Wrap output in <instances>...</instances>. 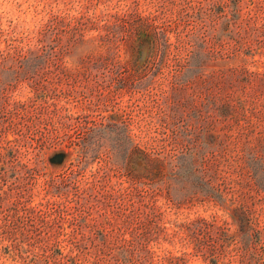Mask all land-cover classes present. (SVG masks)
<instances>
[{
	"label": "rangeland",
	"instance_id": "374dc122",
	"mask_svg": "<svg viewBox=\"0 0 264 264\" xmlns=\"http://www.w3.org/2000/svg\"><path fill=\"white\" fill-rule=\"evenodd\" d=\"M246 19L264 23V0H0V264H108L103 240L133 228L125 216L138 162L126 151L134 158V147L159 150L170 131L194 139L218 128L216 76L243 64L231 60L234 31L244 65L264 61L262 41L241 31ZM155 204L167 235L148 245L153 264L181 255L185 264H264V234L251 239L250 262L233 247L211 262L217 242L204 239L194 254L170 236L197 218L230 222L222 207L179 193Z\"/></svg>",
	"mask_w": 264,
	"mask_h": 264
},
{
	"label": "trees",
	"instance_id": "16d2710c",
	"mask_svg": "<svg viewBox=\"0 0 264 264\" xmlns=\"http://www.w3.org/2000/svg\"><path fill=\"white\" fill-rule=\"evenodd\" d=\"M248 21L246 19L245 29L241 31L248 29L249 39L262 41L259 55L264 57V23L249 26ZM239 33L234 31L233 34L231 60L243 61V64L221 69L214 82L217 95L210 102L218 128L211 130L207 124L201 134H194V139L186 132L170 131L171 138L165 139L159 150L137 146L133 149L134 158L126 151L127 163L138 162L130 175L134 203L125 216L126 224L132 223L133 228L129 238H116L110 245L103 240L108 264H153L148 245L161 235H167L165 221L155 204L160 193L167 198L179 193L189 199L211 202L227 211L230 222L197 218L186 223H171L177 230L170 236L180 234L178 240L192 245L194 254L202 251L201 245L206 239L217 242L215 251L209 249L211 257L233 247L231 250L243 251L241 256L245 262L252 260V256L246 254L249 243L264 234L258 214L264 211V61L257 70L244 65L247 58H238L242 40ZM243 55L253 57L249 49ZM24 56L26 59L21 62L27 63L34 53ZM190 59L183 73L192 65ZM196 69H204L203 63ZM209 77H202L205 89ZM184 78L182 75L176 80L184 84L188 80ZM208 100L207 96L204 106L208 107ZM170 102L167 107L176 118L178 106L174 100ZM79 145L86 154L87 144L81 141ZM185 260L183 255L165 259L166 264H185Z\"/></svg>",
	"mask_w": 264,
	"mask_h": 264
},
{
	"label": "water",
	"instance_id": "95a60500",
	"mask_svg": "<svg viewBox=\"0 0 264 264\" xmlns=\"http://www.w3.org/2000/svg\"><path fill=\"white\" fill-rule=\"evenodd\" d=\"M63 155L61 153L54 154L50 159L52 161H60L62 159Z\"/></svg>",
	"mask_w": 264,
	"mask_h": 264
}]
</instances>
